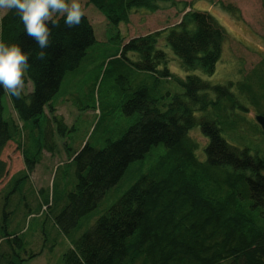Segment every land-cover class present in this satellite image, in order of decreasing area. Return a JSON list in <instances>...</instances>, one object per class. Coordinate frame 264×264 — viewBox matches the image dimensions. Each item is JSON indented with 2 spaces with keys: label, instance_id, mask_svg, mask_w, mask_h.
<instances>
[{
  "label": "trees",
  "instance_id": "obj_1",
  "mask_svg": "<svg viewBox=\"0 0 264 264\" xmlns=\"http://www.w3.org/2000/svg\"><path fill=\"white\" fill-rule=\"evenodd\" d=\"M86 1L117 26L127 23L136 10L154 13L166 0ZM2 17L0 40L18 44L29 54L25 79L32 89L21 99L9 96L12 107L22 123L37 125L66 75L78 69L96 44L94 29L86 16L74 28L59 19V27L52 28L48 57L40 61L36 59L40 49L25 34L20 17L14 11ZM161 37L188 72L184 78L172 77L165 67L167 53L156 47ZM224 38V29L210 14L188 11L176 25L121 45L123 59L129 53L137 55L131 63L134 68L154 79L171 78L182 92L173 94L161 108L147 86L135 89L122 104L126 115L137 114L135 122L119 137L105 139L103 148L86 142L73 153L75 186L63 196L65 203L54 215L56 227L67 237L130 165L144 160L155 146L164 148L87 231L71 239L64 264H264V156L228 136L237 132L241 120L234 111L247 109L240 97L257 107L256 115L264 116V109L258 108L264 104V63L235 84L211 85L194 73H214ZM4 94L0 88V181L7 174L2 151L18 130L2 116ZM52 119L59 129L65 128L60 118ZM195 127L207 140L201 156L189 136ZM44 143L33 156H23L25 172L12 181L29 178ZM2 241L23 243L19 236L8 234ZM37 254L19 257L18 263Z\"/></svg>",
  "mask_w": 264,
  "mask_h": 264
},
{
  "label": "rangeland",
  "instance_id": "obj_2",
  "mask_svg": "<svg viewBox=\"0 0 264 264\" xmlns=\"http://www.w3.org/2000/svg\"><path fill=\"white\" fill-rule=\"evenodd\" d=\"M81 2L97 42L87 51L78 69L66 75L59 91L44 107L38 124L22 123L9 95L5 93L2 97V116L12 121L18 130L1 154L7 174L0 181V264H19V257L27 258L30 252L38 254L24 259L21 264H64L63 255L70 248L71 239L87 231L163 154L164 148L158 145L144 160L130 165L100 204L80 220L71 236L67 237L56 227L54 215L65 203L63 196L74 189L76 182L75 168L70 162L73 153L86 142L95 148H103L105 139L119 137L135 122L136 113L126 115L122 111L123 102L135 89L147 86L152 95L159 98L161 108L173 94L182 92L171 78L154 79L151 74L134 68L131 63L138 60L137 55L129 53L123 59L119 55L121 45L134 37L176 25L188 11H202L210 14L224 29L225 38L214 73L208 76L196 71V75L211 85L235 84L264 63V0H166L159 3L154 13L136 10L130 14L127 23L117 26L110 25L86 0ZM3 15L0 11V16ZM164 41V37L159 38L156 47L167 53L165 67L172 77L184 78L188 72L181 68ZM31 89L32 85L26 79L23 93L27 94ZM233 91H236L235 87ZM240 99L247 109L234 111L241 120L237 132H230L228 136L231 142L240 140L242 146L264 156V136L259 133L260 126L254 120L259 113L257 107L243 97ZM258 108L264 109V104H259ZM54 116L62 120L65 128H58L57 121L52 119ZM189 136L198 146L196 153L203 155L207 140L199 128H193ZM43 140L44 147L35 155L38 162L28 173L29 178L17 182L16 177L12 181L16 174L25 172L23 156H33ZM5 234L19 236L22 246L2 241Z\"/></svg>",
  "mask_w": 264,
  "mask_h": 264
},
{
  "label": "clouds",
  "instance_id": "obj_3",
  "mask_svg": "<svg viewBox=\"0 0 264 264\" xmlns=\"http://www.w3.org/2000/svg\"><path fill=\"white\" fill-rule=\"evenodd\" d=\"M4 15L14 11L24 26L25 34L34 40L40 51L36 59L45 61L50 47L52 28L63 19L67 28L78 27L86 16L81 0H0ZM0 16V28H2ZM51 25V27H49ZM30 68L29 54L18 44L0 40V88L11 97L21 99L25 90V75Z\"/></svg>",
  "mask_w": 264,
  "mask_h": 264
},
{
  "label": "water",
  "instance_id": "obj_4",
  "mask_svg": "<svg viewBox=\"0 0 264 264\" xmlns=\"http://www.w3.org/2000/svg\"><path fill=\"white\" fill-rule=\"evenodd\" d=\"M254 120L260 126V130L264 136V116L263 115H255Z\"/></svg>",
  "mask_w": 264,
  "mask_h": 264
}]
</instances>
